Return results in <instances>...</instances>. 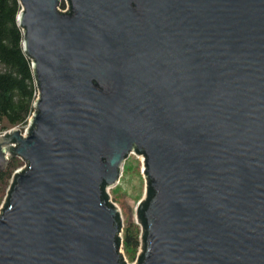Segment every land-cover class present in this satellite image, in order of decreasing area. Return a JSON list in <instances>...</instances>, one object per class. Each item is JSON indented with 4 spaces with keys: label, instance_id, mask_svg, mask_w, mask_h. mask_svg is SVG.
<instances>
[{
    "label": "water",
    "instance_id": "95a60500",
    "mask_svg": "<svg viewBox=\"0 0 264 264\" xmlns=\"http://www.w3.org/2000/svg\"><path fill=\"white\" fill-rule=\"evenodd\" d=\"M62 1L20 0L38 97L0 134V264H128L131 154L136 264H264V0Z\"/></svg>",
    "mask_w": 264,
    "mask_h": 264
},
{
    "label": "trees",
    "instance_id": "16d2710c",
    "mask_svg": "<svg viewBox=\"0 0 264 264\" xmlns=\"http://www.w3.org/2000/svg\"><path fill=\"white\" fill-rule=\"evenodd\" d=\"M62 6L65 7V2ZM21 9L20 0H0V133L14 127L23 130L38 97L32 60L24 50V31L18 22ZM22 163L20 157L13 156L7 166L0 169V198ZM108 195L110 198V193ZM120 217L122 219L121 213ZM123 242L125 251L136 255L142 245L141 225L130 223L124 230Z\"/></svg>",
    "mask_w": 264,
    "mask_h": 264
},
{
    "label": "rangeland",
    "instance_id": "374dc122",
    "mask_svg": "<svg viewBox=\"0 0 264 264\" xmlns=\"http://www.w3.org/2000/svg\"><path fill=\"white\" fill-rule=\"evenodd\" d=\"M24 164L22 163V166ZM144 157L142 155L131 154L124 165L123 173L116 186L109 189L112 201L119 207L122 215L123 231L130 223L139 224L137 216V206L145 198L147 181L144 173ZM9 188V186H8ZM7 188V191H8ZM5 195L0 198V209L6 199ZM125 258L128 264H136L141 247L136 255L125 251Z\"/></svg>",
    "mask_w": 264,
    "mask_h": 264
},
{
    "label": "built area",
    "instance_id": "2783aa9c",
    "mask_svg": "<svg viewBox=\"0 0 264 264\" xmlns=\"http://www.w3.org/2000/svg\"><path fill=\"white\" fill-rule=\"evenodd\" d=\"M65 2V7L63 8V6L61 5V8L63 11H66L67 10V1L66 0H63L62 3ZM27 127V125L24 127V129L22 131H25V128ZM5 133V132H4ZM0 134H3V133H0ZM121 236H122V233H121ZM123 246H124V242H123V236H122V247H121V252L123 253L124 257H125V252L123 251ZM126 260V258H125ZM127 262V261H126Z\"/></svg>",
    "mask_w": 264,
    "mask_h": 264
}]
</instances>
